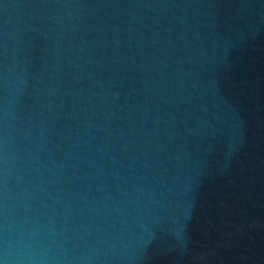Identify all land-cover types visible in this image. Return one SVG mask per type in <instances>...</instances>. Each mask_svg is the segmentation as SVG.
I'll list each match as a JSON object with an SVG mask.
<instances>
[{"label": "water", "instance_id": "obj_1", "mask_svg": "<svg viewBox=\"0 0 264 264\" xmlns=\"http://www.w3.org/2000/svg\"><path fill=\"white\" fill-rule=\"evenodd\" d=\"M0 264H264V0H0Z\"/></svg>", "mask_w": 264, "mask_h": 264}]
</instances>
